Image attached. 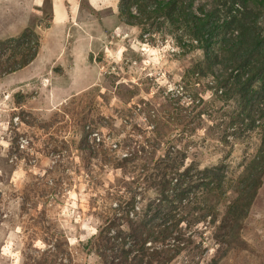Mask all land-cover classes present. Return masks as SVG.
I'll return each mask as SVG.
<instances>
[{
	"label": "rangeland",
	"instance_id": "1",
	"mask_svg": "<svg viewBox=\"0 0 264 264\" xmlns=\"http://www.w3.org/2000/svg\"><path fill=\"white\" fill-rule=\"evenodd\" d=\"M213 1L194 8L223 17ZM118 2L0 0V264L110 261L116 249L95 237L124 214L121 200L135 195L140 214L158 197L152 174L164 161L169 187L178 169L191 172L188 186L203 170L222 174L179 206L185 242L168 264H264L263 169L251 199L239 184L261 145L264 99L243 109L196 41L166 17L126 23ZM26 30L37 55L10 71Z\"/></svg>",
	"mask_w": 264,
	"mask_h": 264
},
{
	"label": "trees",
	"instance_id": "2",
	"mask_svg": "<svg viewBox=\"0 0 264 264\" xmlns=\"http://www.w3.org/2000/svg\"><path fill=\"white\" fill-rule=\"evenodd\" d=\"M215 1L224 6L223 17L218 16V9H206L205 5L194 8V0H119L118 10L125 22L131 25L166 17L171 26L182 30L185 38L196 41L210 67L222 65L221 74L217 76L218 85L225 89L226 95L227 92L238 95L243 109H246L254 101L264 99L261 95L264 92V31L257 27L264 0H214L216 6ZM251 1L257 6H251ZM178 39L182 43V38ZM215 45L220 46V57L214 50ZM38 46L37 35L32 30H26L15 38L12 42V60L7 64L9 70L16 71L32 62ZM82 137L84 142L86 134ZM169 169L166 161L161 163L159 170L156 167L152 175L156 177L158 197L150 200L140 214L133 195L120 202L124 214L108 219L106 229L110 231L113 228V234L100 229L95 239L106 243L104 249L111 246V249H116L110 261L102 254L105 264H168L183 249L184 234L177 235L184 220V216H179V206L189 198L193 188L202 185L209 187L210 183L220 185L222 174L219 168L203 170L197 183L188 186L192 179L191 172L189 169H178L176 183L169 187L166 179ZM260 169L264 171V134L258 153L239 181L242 194L246 192L245 196L248 197L253 190L250 199L259 185L256 174L252 173ZM169 190L173 194H169ZM249 203L243 209L245 212ZM236 217L240 215L236 214ZM123 224L126 229H122ZM236 228L235 219L230 231L234 233Z\"/></svg>",
	"mask_w": 264,
	"mask_h": 264
}]
</instances>
